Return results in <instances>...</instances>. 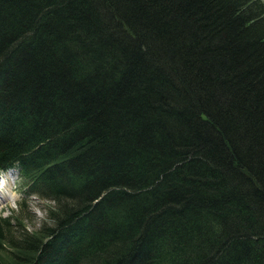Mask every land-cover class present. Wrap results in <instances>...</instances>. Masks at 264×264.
Returning <instances> with one entry per match:
<instances>
[{
    "label": "trees",
    "instance_id": "1",
    "mask_svg": "<svg viewBox=\"0 0 264 264\" xmlns=\"http://www.w3.org/2000/svg\"><path fill=\"white\" fill-rule=\"evenodd\" d=\"M0 264H264V0H0Z\"/></svg>",
    "mask_w": 264,
    "mask_h": 264
},
{
    "label": "rangeland",
    "instance_id": "2",
    "mask_svg": "<svg viewBox=\"0 0 264 264\" xmlns=\"http://www.w3.org/2000/svg\"><path fill=\"white\" fill-rule=\"evenodd\" d=\"M7 174L8 175L6 182L9 184V187L11 189L10 193H13L14 197L8 200H0V214L3 216H7L11 214V212L14 213L22 211V207L24 206L23 203L27 202L28 204H30L32 215L34 214L32 220L28 221V225L30 228L38 227L40 222L46 215L48 206L53 204V202L49 199L29 194V192L25 188L26 185L22 182L18 174L14 175L13 177H10V172H8ZM0 185H3V182H1ZM4 190L5 187L3 186L2 191Z\"/></svg>",
    "mask_w": 264,
    "mask_h": 264
},
{
    "label": "bare ground",
    "instance_id": "3",
    "mask_svg": "<svg viewBox=\"0 0 264 264\" xmlns=\"http://www.w3.org/2000/svg\"><path fill=\"white\" fill-rule=\"evenodd\" d=\"M7 172H4L2 174H0V183L3 182V185H0V200H3V199H10L12 197H14V194L13 193H10L11 192V189L9 187V184L6 182L7 181ZM3 186L5 187V190H3ZM1 203V201H0Z\"/></svg>",
    "mask_w": 264,
    "mask_h": 264
}]
</instances>
